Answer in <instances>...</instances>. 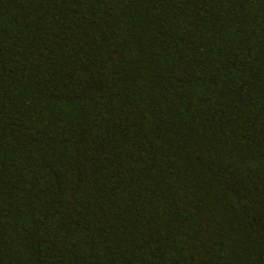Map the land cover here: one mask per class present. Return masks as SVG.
<instances>
[{
  "label": "trees",
  "instance_id": "trees-1",
  "mask_svg": "<svg viewBox=\"0 0 264 264\" xmlns=\"http://www.w3.org/2000/svg\"><path fill=\"white\" fill-rule=\"evenodd\" d=\"M0 264H264V0H0Z\"/></svg>",
  "mask_w": 264,
  "mask_h": 264
}]
</instances>
